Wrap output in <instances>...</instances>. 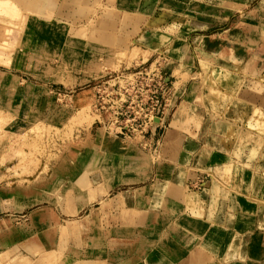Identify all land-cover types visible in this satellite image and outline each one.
Here are the masks:
<instances>
[{"label":"crops","instance_id":"1","mask_svg":"<svg viewBox=\"0 0 264 264\" xmlns=\"http://www.w3.org/2000/svg\"><path fill=\"white\" fill-rule=\"evenodd\" d=\"M39 1L102 55L166 58L170 90L154 158L91 118L70 160L0 192V264H264V0Z\"/></svg>","mask_w":264,"mask_h":264},{"label":"rangeland","instance_id":"2","mask_svg":"<svg viewBox=\"0 0 264 264\" xmlns=\"http://www.w3.org/2000/svg\"><path fill=\"white\" fill-rule=\"evenodd\" d=\"M10 2L16 11L0 8L1 194L24 189L27 180H37L43 164L51 167L59 160H70L80 146L78 139L69 141L72 131L88 125L91 118L103 125L106 133L130 140L139 152L154 158L158 127L152 138H144L143 148L144 140L138 136H119L109 131L106 126L109 112L100 111L96 115L91 105L94 86L100 78L123 68L148 64L157 56L147 61L137 60L133 53L120 52L117 48L102 55L99 46L75 39L88 33L91 25L83 23L84 20L80 25H72L78 30L74 35L66 24L58 25L50 16L42 18L39 0L33 1V7L20 0ZM160 58L164 70L166 58ZM161 73L163 77L166 75ZM90 91L92 103L79 108L76 101L87 97ZM191 185L190 190H197L196 181ZM66 196L62 202L66 207L64 212H69L70 199ZM0 219L6 217L0 215ZM12 219L25 223L23 213L15 214Z\"/></svg>","mask_w":264,"mask_h":264},{"label":"built area","instance_id":"3","mask_svg":"<svg viewBox=\"0 0 264 264\" xmlns=\"http://www.w3.org/2000/svg\"><path fill=\"white\" fill-rule=\"evenodd\" d=\"M161 58L148 64H138L111 72L100 78L94 86L95 97L91 105L97 115L109 112L107 129L119 136L152 138L151 124L163 117L169 96V84L161 73ZM196 187H200L196 185Z\"/></svg>","mask_w":264,"mask_h":264},{"label":"water","instance_id":"4","mask_svg":"<svg viewBox=\"0 0 264 264\" xmlns=\"http://www.w3.org/2000/svg\"><path fill=\"white\" fill-rule=\"evenodd\" d=\"M157 125H158V120H153L152 121V124H151V133H154L155 132V129L157 128Z\"/></svg>","mask_w":264,"mask_h":264}]
</instances>
